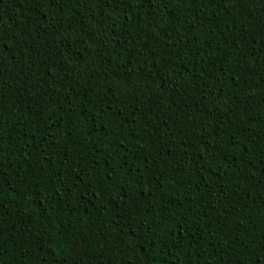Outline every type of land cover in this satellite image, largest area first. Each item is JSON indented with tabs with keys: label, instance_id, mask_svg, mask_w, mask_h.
Wrapping results in <instances>:
<instances>
[{
	"label": "trees",
	"instance_id": "trees-1",
	"mask_svg": "<svg viewBox=\"0 0 264 264\" xmlns=\"http://www.w3.org/2000/svg\"><path fill=\"white\" fill-rule=\"evenodd\" d=\"M0 264H264V0H0Z\"/></svg>",
	"mask_w": 264,
	"mask_h": 264
}]
</instances>
